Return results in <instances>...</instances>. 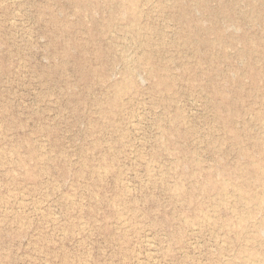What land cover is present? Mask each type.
<instances>
[{
    "label": "rangeland",
    "instance_id": "1",
    "mask_svg": "<svg viewBox=\"0 0 264 264\" xmlns=\"http://www.w3.org/2000/svg\"><path fill=\"white\" fill-rule=\"evenodd\" d=\"M0 264H264V0H0Z\"/></svg>",
    "mask_w": 264,
    "mask_h": 264
},
{
    "label": "bare ground",
    "instance_id": "2",
    "mask_svg": "<svg viewBox=\"0 0 264 264\" xmlns=\"http://www.w3.org/2000/svg\"><path fill=\"white\" fill-rule=\"evenodd\" d=\"M258 19V18H257ZM254 263V262H253Z\"/></svg>",
    "mask_w": 264,
    "mask_h": 264
}]
</instances>
